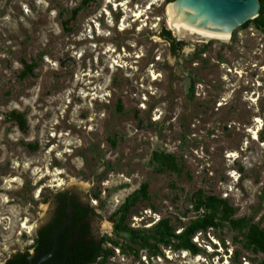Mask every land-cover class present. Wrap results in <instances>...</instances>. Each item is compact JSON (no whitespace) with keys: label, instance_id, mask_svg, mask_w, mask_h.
<instances>
[{"label":"rangeland","instance_id":"374dc122","mask_svg":"<svg viewBox=\"0 0 264 264\" xmlns=\"http://www.w3.org/2000/svg\"><path fill=\"white\" fill-rule=\"evenodd\" d=\"M169 3L0 0V264L33 246L43 195L72 179L113 241L95 264L263 261L227 222L192 238L197 255L152 236L160 221L179 234L209 196L264 229V28L238 26L227 42L178 38L173 54L161 37ZM133 196L125 223L146 247L113 231Z\"/></svg>","mask_w":264,"mask_h":264},{"label":"water","instance_id":"95a60500","mask_svg":"<svg viewBox=\"0 0 264 264\" xmlns=\"http://www.w3.org/2000/svg\"><path fill=\"white\" fill-rule=\"evenodd\" d=\"M258 0H174L165 17L174 40H229L233 30L256 18ZM35 228L38 244L13 251L1 264H94L102 254V219L88 187L69 180L43 195Z\"/></svg>","mask_w":264,"mask_h":264},{"label":"trees","instance_id":"16d2710c","mask_svg":"<svg viewBox=\"0 0 264 264\" xmlns=\"http://www.w3.org/2000/svg\"><path fill=\"white\" fill-rule=\"evenodd\" d=\"M174 0H171V2ZM261 3L260 14L253 20L247 21L242 24L245 27L248 23H253L257 28H264V0H258ZM161 37L167 41L170 45L173 54L179 50L182 46L180 41H175L171 32L167 29L161 30ZM31 70V67H28ZM16 120L19 122L20 127L23 128L24 121L20 115H15ZM154 158L163 164L170 166L171 169H175L173 160L163 154H155ZM142 197L147 198V185H141L138 191ZM136 197H128L125 202L118 208V210L113 215L116 218V223L113 226V231L116 235L122 233L126 234L130 240L135 243H139L141 246L146 247L148 244V236L145 237L141 234L139 230H135L129 227L126 223V217L129 214L132 206L135 204ZM195 213L198 214L195 219L191 220L179 234H174L172 227L167 221H160L152 228V236L157 242L163 243L165 245L171 243V239H176L178 241V247L188 251L190 254L197 255L200 250L197 248L195 243L192 242V238L196 233H204L208 229H216L218 226L223 224L222 222H227L228 227L233 230L242 231L246 229L243 233L245 249L252 250L255 253H261L263 255V261L260 264H264V229L259 228L255 224H250L245 218L234 219L232 218L234 214V209L228 205V203L217 197L209 196L204 199H198L194 207ZM202 210V213H200ZM106 241L113 242L111 239L102 237V254L99 260H104L112 253L109 249L103 248V243ZM39 240L37 237V232H35L34 243L35 246L38 244ZM236 255V253H235ZM94 263V264H95Z\"/></svg>","mask_w":264,"mask_h":264},{"label":"bare ground","instance_id":"6f19581e","mask_svg":"<svg viewBox=\"0 0 264 264\" xmlns=\"http://www.w3.org/2000/svg\"><path fill=\"white\" fill-rule=\"evenodd\" d=\"M157 1V0H156ZM152 4V3H151ZM149 8V7H148ZM140 15H141V12H139V13H136V14H134V16L135 17H140ZM124 25H122V27H123ZM122 30L124 29V27L123 28H121ZM178 38H183V37H178ZM231 38V37H230ZM219 41H222V42H227V41H229V40H219ZM153 78H155V77H153ZM256 121V123L257 124H259L260 123V121L257 119V120H255ZM259 127V126H258ZM252 134H253V138L254 139H256L257 138V131H254V132H252V131H250ZM231 156V155H230ZM24 227V226H23Z\"/></svg>","mask_w":264,"mask_h":264},{"label":"built area","instance_id":"2783aa9c","mask_svg":"<svg viewBox=\"0 0 264 264\" xmlns=\"http://www.w3.org/2000/svg\"><path fill=\"white\" fill-rule=\"evenodd\" d=\"M200 213H202V210H200ZM202 233L201 232H198L195 234V236L193 237V239H197L199 237V235H201Z\"/></svg>","mask_w":264,"mask_h":264},{"label":"flooded vegetation","instance_id":"af4514ba","mask_svg":"<svg viewBox=\"0 0 264 264\" xmlns=\"http://www.w3.org/2000/svg\"><path fill=\"white\" fill-rule=\"evenodd\" d=\"M35 247V243H34V241H33V246L30 248V249H32V248H34Z\"/></svg>","mask_w":264,"mask_h":264}]
</instances>
